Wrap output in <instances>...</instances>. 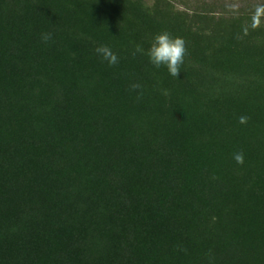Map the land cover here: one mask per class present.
Wrapping results in <instances>:
<instances>
[{
  "label": "trees",
  "instance_id": "1",
  "mask_svg": "<svg viewBox=\"0 0 264 264\" xmlns=\"http://www.w3.org/2000/svg\"><path fill=\"white\" fill-rule=\"evenodd\" d=\"M258 8L0 0V264H264ZM161 32L179 77L146 55Z\"/></svg>",
  "mask_w": 264,
  "mask_h": 264
},
{
  "label": "clouds",
  "instance_id": "2",
  "mask_svg": "<svg viewBox=\"0 0 264 264\" xmlns=\"http://www.w3.org/2000/svg\"><path fill=\"white\" fill-rule=\"evenodd\" d=\"M264 15V8H258L255 16L253 17V27H257L260 24V17ZM51 33H42L41 39L45 43L51 40ZM96 53L108 64L116 65L119 62L118 56L106 45H100L95 49ZM137 52H143L144 49L137 46ZM187 53L186 42L182 37H173L168 32H161L155 35L153 41L148 48L146 55L150 62L157 68L164 66L167 68L168 73L173 77H179L181 75V65L184 62ZM141 86L139 84L131 85L132 90L138 89ZM248 117H239L241 124L247 123ZM234 160L238 164L244 163V155L242 152L235 153L233 155Z\"/></svg>",
  "mask_w": 264,
  "mask_h": 264
},
{
  "label": "rangeland",
  "instance_id": "3",
  "mask_svg": "<svg viewBox=\"0 0 264 264\" xmlns=\"http://www.w3.org/2000/svg\"><path fill=\"white\" fill-rule=\"evenodd\" d=\"M238 4H241L243 0H236ZM252 1H256V2H262L264 0H252Z\"/></svg>",
  "mask_w": 264,
  "mask_h": 264
}]
</instances>
